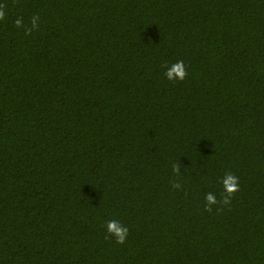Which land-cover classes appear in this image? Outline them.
Here are the masks:
<instances>
[{
  "label": "trees",
  "instance_id": "obj_1",
  "mask_svg": "<svg viewBox=\"0 0 264 264\" xmlns=\"http://www.w3.org/2000/svg\"><path fill=\"white\" fill-rule=\"evenodd\" d=\"M0 5V264H264V0Z\"/></svg>",
  "mask_w": 264,
  "mask_h": 264
},
{
  "label": "clouds",
  "instance_id": "obj_2",
  "mask_svg": "<svg viewBox=\"0 0 264 264\" xmlns=\"http://www.w3.org/2000/svg\"><path fill=\"white\" fill-rule=\"evenodd\" d=\"M4 5H0V21L5 19V11ZM39 20L38 16L32 17V27L26 29V35H30L32 30L38 27L37 21ZM16 27L21 26V19L18 18L15 21ZM167 71L165 72V76L169 81H183L188 73L186 66L182 60L175 62L171 66H166ZM180 168L181 165L179 162L172 164V171L177 176L180 175ZM222 187H223V194L222 198L217 201V198L212 193H207L205 196V211L211 212L212 206L216 205L217 203L228 206L231 204L232 197L239 191V178L231 173H225V176L223 177L221 181ZM172 187L175 189H181L182 185L178 182L172 183ZM106 229L107 233L110 237H114L117 244H124L126 241V238L129 234V229L125 226H123L119 221L116 220H109L106 223Z\"/></svg>",
  "mask_w": 264,
  "mask_h": 264
}]
</instances>
